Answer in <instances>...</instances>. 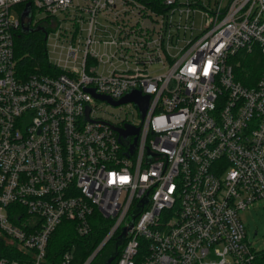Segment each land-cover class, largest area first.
I'll return each instance as SVG.
<instances>
[{
  "label": "built area",
  "instance_id": "2783aa9c",
  "mask_svg": "<svg viewBox=\"0 0 264 264\" xmlns=\"http://www.w3.org/2000/svg\"><path fill=\"white\" fill-rule=\"evenodd\" d=\"M26 2L50 67L21 77ZM243 62L260 65L253 85ZM133 91L149 97L143 119L94 96ZM99 102L132 104L137 121L100 117ZM128 127L138 135L121 138ZM261 199L264 0H0V264H72L73 248L48 256L64 222L79 238L106 227L83 264L131 222L115 264H254L264 251L239 212Z\"/></svg>",
  "mask_w": 264,
  "mask_h": 264
},
{
  "label": "trees",
  "instance_id": "16d2710c",
  "mask_svg": "<svg viewBox=\"0 0 264 264\" xmlns=\"http://www.w3.org/2000/svg\"><path fill=\"white\" fill-rule=\"evenodd\" d=\"M26 3H21L16 7L19 15ZM30 26L33 28L38 27L37 25ZM46 32H48L47 29H45V33ZM14 57L16 60L17 73L21 77H27L36 72H48L50 66L47 61L45 34L41 32L23 33L21 28H18L14 32ZM243 64L244 70H240L237 78L244 85H253L255 83L254 79H258L260 74V65L259 67L258 65L254 66V64L249 62ZM252 75H254L253 79L251 77ZM93 217L100 222L102 221V218L98 213H95ZM105 232L106 227L95 225L88 238H79L74 233V225L72 223L64 222L56 229L50 240L48 245V256L51 258L54 256L56 258L65 250L73 248L74 258L72 264H83L88 255L98 245ZM120 249L121 244L110 254H101L98 264H105L107 259L111 256H115L111 263L115 264ZM254 264H264V255L258 256Z\"/></svg>",
  "mask_w": 264,
  "mask_h": 264
},
{
  "label": "rangeland",
  "instance_id": "374dc122",
  "mask_svg": "<svg viewBox=\"0 0 264 264\" xmlns=\"http://www.w3.org/2000/svg\"><path fill=\"white\" fill-rule=\"evenodd\" d=\"M43 18L44 13H42V11H39L37 9L33 10L34 22H40ZM59 18L61 19L62 15H60ZM195 26L196 28H200L203 26V21L200 16H197L195 20ZM53 38L54 37L52 35L48 38L47 48L51 59L54 60L58 57L59 49H56L53 46ZM243 65L241 67V71L244 70ZM239 73L240 71L236 73L237 77ZM251 77L253 79L254 75H252ZM256 80L254 79V82H256ZM98 105L100 107L98 112V115L100 117L110 118L112 120H116L115 118L119 117L129 121H137L136 110L132 104L124 105L123 107H112L107 103L99 102ZM239 218L245 228L248 241L251 243L255 251H264V199L254 202L248 209L239 212ZM106 250H108V247H105L104 251L106 252Z\"/></svg>",
  "mask_w": 264,
  "mask_h": 264
},
{
  "label": "water",
  "instance_id": "95a60500",
  "mask_svg": "<svg viewBox=\"0 0 264 264\" xmlns=\"http://www.w3.org/2000/svg\"><path fill=\"white\" fill-rule=\"evenodd\" d=\"M32 16V8H31V3L27 2L20 14V28L21 31L23 33H34V32H41L45 34V38H46V33L44 31L43 28L41 27H36L33 28L30 26L29 22H25V20H30ZM91 92H93V90H91ZM96 98L100 99V100H106L109 103H111L114 106H118L121 104H125V103H129L132 102L134 103L136 109L138 110L141 118L143 119L145 116V113L147 111L148 108V102H149V97L145 96V97H141L139 92L133 91L130 92L128 95H126L124 98H122L119 101L113 102L110 99L104 97V96H99V95H94ZM121 132V138L123 137H129L132 135H138L139 133V129L138 128H133V127H128V129L126 131H120ZM137 138L134 139V144L131 147L130 152L132 153L134 151L135 148V143H136ZM133 222L130 223L129 228H126L123 230L122 234L120 235L118 242H117V246L121 244L122 240L125 238L128 230L132 227ZM115 256H111L107 259V261L105 262V264H111L112 261L114 260Z\"/></svg>",
  "mask_w": 264,
  "mask_h": 264
}]
</instances>
